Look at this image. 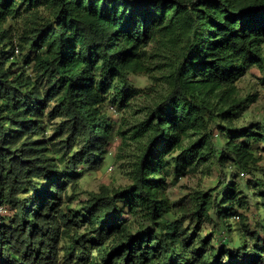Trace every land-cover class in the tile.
<instances>
[{
  "label": "trees",
  "instance_id": "obj_1",
  "mask_svg": "<svg viewBox=\"0 0 264 264\" xmlns=\"http://www.w3.org/2000/svg\"><path fill=\"white\" fill-rule=\"evenodd\" d=\"M21 7L29 18L14 44ZM23 42L25 66L15 53ZM253 67L264 83V0H0V205L11 210L0 215V264H264V123L233 127L256 99L236 86ZM154 68L166 93L141 125L131 184L72 208L77 171L102 168L114 138L105 95ZM120 93L114 103L133 94ZM209 164L226 190L198 192L190 214L177 208L169 177ZM238 170L258 191L253 205ZM246 213L261 224L243 221L240 244L216 240L217 253L215 237L201 235L214 222L233 231L230 220Z\"/></svg>",
  "mask_w": 264,
  "mask_h": 264
},
{
  "label": "rangeland",
  "instance_id": "obj_2",
  "mask_svg": "<svg viewBox=\"0 0 264 264\" xmlns=\"http://www.w3.org/2000/svg\"><path fill=\"white\" fill-rule=\"evenodd\" d=\"M43 12V11H41ZM43 16L46 15L44 12ZM29 12L21 7L17 10L11 21L13 42L17 43L23 36V32L28 22ZM32 54L29 45L25 42L22 44L21 53L16 54L20 65H24L25 59ZM155 65H152L154 67ZM30 72V69H28ZM162 73L158 68L146 70L144 73H129L126 77L118 78L115 85L105 95L104 111L107 118L112 120L114 138L108 147V155L102 168L84 171L81 166L77 171L81 174V178L77 184L76 198L73 200L72 208L78 209L86 202L88 195L91 192H99L101 187L116 189L125 187L131 184L132 172L134 170L137 156L140 154L143 143L146 141L145 133L142 134V123L148 120L156 103L166 93V83L161 78ZM127 86V89H123ZM240 98L255 96L254 103H251L242 116L233 122L235 129H248L259 123H264V83L262 75L255 67L251 68L248 73L236 83ZM121 90L132 91L133 94L125 100L124 104L119 101L113 102V96L121 94ZM136 92V93H134ZM58 120L53 121V123ZM51 123H47L48 127H53ZM54 131H49L47 136H51ZM228 135L220 136L216 139V143L222 147L226 144ZM61 167H64L62 160ZM229 169H227V172ZM230 172V171H229ZM244 171H236L235 181L239 186H243V195L248 196L249 203H255L254 188L249 187L247 181L251 179V175ZM224 172L216 164H209L201 167L198 170H187L181 176L171 175L168 179V188L166 195L173 203H179L177 208L184 209L189 212L194 204V198L198 192H205L209 195L216 196L220 191L226 190V185L220 188V183L223 181ZM224 183V182H223ZM248 186V187H247ZM68 194H72V189L69 187ZM258 194V193H257ZM254 202V203H253ZM8 207V206H7ZM261 216H264V211L259 206ZM7 216L11 215V210L8 207ZM247 220L242 218H233L230 222L233 224V231L228 228L216 231L215 222L207 223L204 226V232L201 234L205 238L210 236L215 237L212 243L216 246V252H220L221 245L229 246L231 240H238V230H242V222L250 226L252 231L258 230L261 224L262 217H256L251 213H246ZM215 219V216H214ZM185 224L188 226H196L192 223L190 217L186 219ZM203 226L201 228H203ZM220 240V242H216ZM238 240L235 244H240ZM226 261V258L224 259Z\"/></svg>",
  "mask_w": 264,
  "mask_h": 264
},
{
  "label": "built area",
  "instance_id": "obj_3",
  "mask_svg": "<svg viewBox=\"0 0 264 264\" xmlns=\"http://www.w3.org/2000/svg\"><path fill=\"white\" fill-rule=\"evenodd\" d=\"M15 53L16 54L20 53V50L18 47L15 48ZM5 214H7V209L4 205L1 204L0 205V215H5Z\"/></svg>",
  "mask_w": 264,
  "mask_h": 264
}]
</instances>
